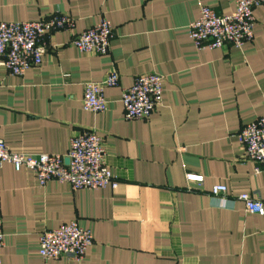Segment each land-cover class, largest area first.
<instances>
[{
	"label": "crops",
	"instance_id": "obj_1",
	"mask_svg": "<svg viewBox=\"0 0 264 264\" xmlns=\"http://www.w3.org/2000/svg\"><path fill=\"white\" fill-rule=\"evenodd\" d=\"M201 5L234 10V0H0V21L54 12L74 21L46 36L39 65L21 75L0 65V137L13 152L65 156L72 136L94 131L117 181L39 185L32 170L1 163V264H264V214L235 199L244 192L264 203V169L244 159L238 140L264 115V2L242 48L192 44L187 26ZM104 17L112 26L107 54L71 44ZM111 70L119 80L103 90L106 110H84V84ZM151 72L163 77L161 103L148 118L125 119L122 90ZM216 184L226 186V201L210 196ZM71 221L92 232L83 257L41 258L39 234Z\"/></svg>",
	"mask_w": 264,
	"mask_h": 264
},
{
	"label": "built area",
	"instance_id": "obj_2",
	"mask_svg": "<svg viewBox=\"0 0 264 264\" xmlns=\"http://www.w3.org/2000/svg\"><path fill=\"white\" fill-rule=\"evenodd\" d=\"M263 2L234 0V10L229 14H218L211 7L201 5L197 18L187 26L188 37L196 48H220L225 45L242 48L253 36V10ZM73 23L70 16L59 12L39 20L0 21V65L13 75H21L26 69L39 65L48 48L46 36L52 32L68 30ZM111 38L112 26L104 17L79 32L71 44L81 52L104 55L109 50ZM118 80V73L111 70L100 81L86 82L82 108L90 112H104L107 101L103 90L116 86ZM162 81L160 74L146 73L135 77L132 84L122 90L120 99L125 119L149 117L161 103ZM238 140L244 148V159L254 162L256 171L264 169V115L246 123L238 133ZM65 158L69 159L68 164ZM4 162L10 163L16 171L21 168L32 170L39 185L55 180L68 184L74 190L117 187L115 176L105 163L103 137L94 131H83L72 136L65 156L13 152L0 137V164ZM186 179L201 182L202 176L187 174ZM225 193L224 184H216L210 190V196L219 201H226ZM235 199L243 202L248 212L264 214V203L260 198L243 192L235 196ZM92 241L89 229L71 221L41 232L38 236V253L46 260L65 257L79 261ZM2 246L0 220V250Z\"/></svg>",
	"mask_w": 264,
	"mask_h": 264
},
{
	"label": "water",
	"instance_id": "obj_3",
	"mask_svg": "<svg viewBox=\"0 0 264 264\" xmlns=\"http://www.w3.org/2000/svg\"><path fill=\"white\" fill-rule=\"evenodd\" d=\"M64 161H65V163H66V164H68V162H69V159H68V158H65V160H64Z\"/></svg>",
	"mask_w": 264,
	"mask_h": 264
}]
</instances>
